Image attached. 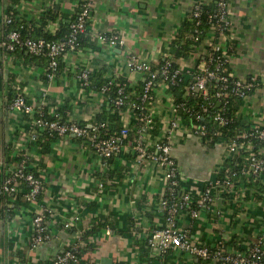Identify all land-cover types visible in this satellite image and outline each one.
Returning <instances> with one entry per match:
<instances>
[{"label":"crops","instance_id":"1","mask_svg":"<svg viewBox=\"0 0 264 264\" xmlns=\"http://www.w3.org/2000/svg\"><path fill=\"white\" fill-rule=\"evenodd\" d=\"M214 1L0 0V40L10 26L7 17L12 23L34 24L55 33L83 2L90 3L86 30L80 38L83 43L60 57L54 80L43 82L46 65L31 60L25 49L9 52L0 48V181L14 169L19 135L28 129L26 116L8 109L9 92L13 97L23 93L35 112L55 109L64 120L90 126L108 107V99L106 91L82 86L80 73L86 70L109 82L122 79L135 87L144 76L129 70L128 56L157 65L170 55L171 42L189 19L193 5ZM228 19L230 28L224 35L209 29L202 42L178 58L177 65L186 74L204 66L208 43H216L229 54L227 66L234 77L264 78V0H228ZM96 33H116L123 44L109 47ZM171 106L166 87L158 83L151 114L159 123L161 136L171 118ZM238 115L246 126L264 127V84L242 100ZM121 120L130 126L129 110L122 113ZM31 152L43 189L36 201L23 198V185L1 199L0 264H26L25 259L31 264H49L73 242L80 248L82 264H217L214 259L203 260L178 249L159 255L147 248V235L163 224L158 207L165 194L163 170L150 160L135 164L129 144L121 145L106 164L87 140L73 136L52 140L47 152L36 147ZM171 155L179 172V189L193 196L229 164L220 141L209 144L200 140L182 118L172 137ZM259 177L264 185V173ZM248 189L244 199L213 189V201L198 210L197 218L182 211L179 227L188 230L194 243L210 248L221 243L227 249L244 250L260 239L264 251V192L254 186ZM43 207L50 211L46 224L51 239L31 248V219ZM65 223H69L67 229Z\"/></svg>","mask_w":264,"mask_h":264},{"label":"built area","instance_id":"2","mask_svg":"<svg viewBox=\"0 0 264 264\" xmlns=\"http://www.w3.org/2000/svg\"><path fill=\"white\" fill-rule=\"evenodd\" d=\"M215 2V11L208 16V20L212 22L210 29L220 35H224L230 28L228 0H215ZM200 5V3L194 4L191 10L190 19L194 20L196 25L200 24ZM89 12L90 3L83 2L75 18L69 22L68 34L61 40H45L41 37L23 36L19 29H11L0 40V48L13 52L20 47L25 49L30 55H44L47 58L45 76L48 80H53L58 70L59 58L79 47V37L86 30ZM5 21L10 23L11 19L7 17ZM195 32L197 34L194 40H197L200 31L196 29ZM96 37L101 43L109 47L123 44V39L116 33H96ZM207 51L204 66L192 72L190 81L185 87L188 95L201 96L204 101L194 107L195 109L188 110V112L195 119L203 115L211 116L212 121L217 122L221 126L227 123V119L219 112L211 114L210 109L213 99L224 104L227 101L226 98L230 95L245 99L256 87L264 84V78L256 76H250L247 79L236 78L227 69L229 54L226 51L222 50L216 43H208ZM170 62L169 59L165 58L158 69H153L150 62L142 60L135 55L128 56L126 60L129 70L143 74L144 79L140 99L145 105L151 104V107L148 108L149 113L142 114L139 112L138 115H132V119L142 121V124L136 129L137 140L130 145L134 155V163L138 164L144 160H150L158 164L163 170L165 194L160 199L158 206L163 215V224L147 235V243L159 255H165L172 249H178L200 259H214L217 264H261L264 251L262 240L260 239L244 250L227 249L221 243L212 249L208 246L194 243L190 239L188 230L180 228L178 225V217L182 211L188 210L191 218H197L198 210L213 201V189H220L225 194L238 199L246 198L249 189L245 185H239L238 180L241 176H258L264 173V152L262 147H258L256 151H250L246 158L249 170L242 169L237 172L229 166L223 168L221 175L208 181L199 195L193 196L190 191L182 192L179 189V172L176 161L171 155V141L175 134L178 120L181 119V111L185 110V103H176L172 94L169 93L172 100L171 118L165 124V132L162 135L163 140H154L149 137V131L153 127L151 110L155 100L156 85L160 83L168 88L169 85H174L180 81L181 75L186 73L179 66L172 68ZM79 77L82 81V86H87L89 82L88 71H82ZM209 87L215 89L214 93H209ZM106 89V87L102 88L103 91H106ZM125 98L123 89L120 87L115 105L117 107L122 106ZM130 106L137 107L134 103H131ZM8 109L14 113L26 116L28 129L19 135L17 144L19 161L15 164L14 169L0 181V201L5 195L16 192L22 185L28 186V190L23 193V198L29 202L37 200L43 189V184L42 180L36 176V158L31 151L41 134L50 133L59 137L73 136L81 140H87L94 151L101 157L103 163L106 164L120 150L121 139L127 135L130 127L127 123H123L117 136H103L100 131L103 127L102 122L93 123L87 127L72 120L59 119L55 109L46 111L47 115L42 111L35 112L33 106L26 101L24 94L21 92L13 97L8 104ZM187 125L192 134L202 141L208 135L220 137L219 141L224 147L227 160L234 159L238 152L245 149L244 141H240L239 138H255L264 142V127L252 126L248 132L239 135V138L232 137L227 139V137L221 136L219 131L208 132L204 124L194 122L187 123ZM247 143L250 145V141ZM101 187L102 184L99 183V188ZM49 212L47 207H43L40 212L33 215L31 219V248H35L51 239L46 224ZM64 225L69 226V223ZM77 249H79V246L75 242L69 244L68 248L66 247L56 253L49 264L78 263Z\"/></svg>","mask_w":264,"mask_h":264},{"label":"trees","instance_id":"3","mask_svg":"<svg viewBox=\"0 0 264 264\" xmlns=\"http://www.w3.org/2000/svg\"><path fill=\"white\" fill-rule=\"evenodd\" d=\"M215 1L213 3L209 4H201L200 5V11L201 14L199 16L200 19V24L196 25L194 20H191V12L189 13V19L186 18L181 26V32L176 35V37L172 40L171 42V47H170V55L166 57V59H169L171 62V67L175 68L177 67V60L180 57H185L188 54L189 49L191 46L195 43H200L205 37L206 32L210 29L212 22L208 20V16L212 13H214L216 9ZM79 11V10H78ZM77 11V12H78ZM76 12V13H77ZM76 14L72 16L71 19L68 21L62 22L60 24V27L55 33H49V32H44L42 26H36L34 24H23L19 25V23H12V19L10 22V26L7 29V31L11 29H19L21 34L23 36H31L34 38L41 37L44 38L45 40H61L63 39L69 32V22L72 21L75 18ZM200 31L198 33V39L194 40L195 35L197 34L195 30ZM81 36L79 37V44L83 43V39H80ZM23 48H17L15 50H19ZM31 60H37L39 63H44L47 65V58L44 55H30ZM60 59V58H59ZM206 59V56L204 57ZM164 62V59L161 60L157 65H151L153 69H158L160 65ZM58 65H59V60H58ZM228 69V67H227ZM58 74V70L55 73L54 78ZM190 74L184 73L181 75L180 81H178L174 85H169L168 88H166L167 93H171L174 97V101L177 102H184L186 107L185 110L181 111V118L188 124L196 122L197 124H204L206 128L208 129V132L211 131H219L221 133V136L227 137V139L232 138V137H238L242 133H246L250 130L252 126L245 125L239 118L238 115V108L242 103V98H239L234 95H230L229 97L226 98V103L224 104L219 103L218 100L213 99L212 105L210 112L211 114L219 112L221 113L226 119L227 123L225 125H219L217 122H213L211 119V116L208 115H203L202 117L195 119L192 115L189 114L188 110H193L195 109L194 107H197L199 103H202L204 100L201 96L198 95H188L185 91L186 85H188L190 81ZM95 78V75L89 74V82L87 85V88H96L98 90H102V88H107L106 89V97L108 99V107H105L102 109L97 116L95 117V120L93 123H103V127L101 128V134L103 136H108V135H115L117 136L119 134L120 129L123 126L122 120H121V115L122 112L125 110H129L132 115H138L139 112L142 114H147L149 113L148 108L151 107V104H143L141 102L140 96H141V91H142V86H143V81L139 82L135 85V87L129 86L124 80L118 79L115 81H108L106 79H97ZM49 80L47 77L44 75L43 77V82L46 83ZM122 87L123 89V94L126 96L124 104L122 106L117 107L115 105V100L118 97V89ZM134 90V93H131ZM215 89L212 87H209V93H214ZM13 92L8 93V102H10L13 98ZM134 103L135 106L137 107H131L130 104ZM154 103V102H153ZM142 107V108H141ZM47 110H43L42 112L47 115ZM57 112V111H56ZM58 117L61 120H64V118L58 113ZM152 129L149 131V137L154 139V140H163L162 136L160 135V126L159 123L156 119L152 118ZM91 123V124H93ZM142 124L141 120H135L132 119L129 130L127 135L121 139V145L124 144H129V146L133 143L136 142L137 140V133L136 129ZM85 125V124H83ZM88 127V125H85ZM59 136L55 134H50V133H43L41 134L37 141L34 143L35 147L40 149L42 152H47L49 150V144L52 140L58 138ZM239 138V137H238ZM221 138L217 136H211L208 135L203 139L204 142H207L209 144H214L215 142L219 141ZM239 140L244 141L245 144V149H242L240 152L237 153L234 159H230L229 164L227 166L233 168L237 172H240L242 169H248V161H247V156L249 155L251 150L256 151L258 147H263L264 142L259 141L255 138H250V139H243L239 138ZM248 141H250V145H248ZM14 148V147H13ZM129 154V153H128ZM20 157L17 154L15 161H19ZM33 170V169H32ZM222 173V170L219 172L218 176H220ZM36 176H38L41 180L42 177L39 173H36ZM260 175L258 176H248L244 177L241 176L238 180L239 185H245L247 187L254 186L258 191L264 192V185L261 183L260 180ZM25 187V190H28V186L23 185ZM39 196V195H38ZM4 212V210H3ZM2 212V213H3ZM5 213V212H4ZM64 228L67 229L68 226H65L63 224ZM62 227V226H61ZM146 246L148 249H151L150 246L147 243L146 240ZM226 246V245H225ZM66 248V247H65ZM68 248V246H67ZM213 249V248H212ZM79 262L74 263V264H82L80 260V248L77 249L76 253ZM21 257V255H19ZM203 260H210V259H203ZM24 263L26 264H31L28 259L24 260Z\"/></svg>","mask_w":264,"mask_h":264}]
</instances>
